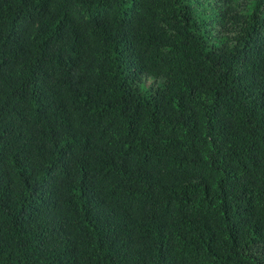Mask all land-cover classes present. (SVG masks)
I'll return each instance as SVG.
<instances>
[{"label":"trees","instance_id":"obj_1","mask_svg":"<svg viewBox=\"0 0 264 264\" xmlns=\"http://www.w3.org/2000/svg\"><path fill=\"white\" fill-rule=\"evenodd\" d=\"M0 264H264V0H0Z\"/></svg>","mask_w":264,"mask_h":264},{"label":"rangeland","instance_id":"obj_2","mask_svg":"<svg viewBox=\"0 0 264 264\" xmlns=\"http://www.w3.org/2000/svg\"><path fill=\"white\" fill-rule=\"evenodd\" d=\"M142 85L143 87L148 88L149 86L154 85V82L151 78L146 77V78H143Z\"/></svg>","mask_w":264,"mask_h":264}]
</instances>
